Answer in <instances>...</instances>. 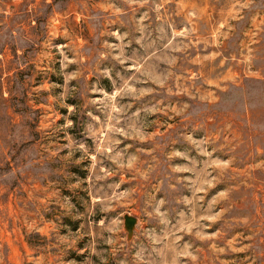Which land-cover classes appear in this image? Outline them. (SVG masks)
<instances>
[{"label":"rangeland","instance_id":"1","mask_svg":"<svg viewBox=\"0 0 264 264\" xmlns=\"http://www.w3.org/2000/svg\"><path fill=\"white\" fill-rule=\"evenodd\" d=\"M0 264H264V0H0Z\"/></svg>","mask_w":264,"mask_h":264},{"label":"water","instance_id":"2","mask_svg":"<svg viewBox=\"0 0 264 264\" xmlns=\"http://www.w3.org/2000/svg\"><path fill=\"white\" fill-rule=\"evenodd\" d=\"M137 222H138L137 219L132 216L126 215L124 217L125 229L128 232L129 236H132L135 227L137 225Z\"/></svg>","mask_w":264,"mask_h":264}]
</instances>
